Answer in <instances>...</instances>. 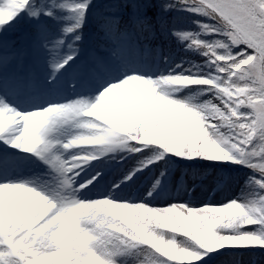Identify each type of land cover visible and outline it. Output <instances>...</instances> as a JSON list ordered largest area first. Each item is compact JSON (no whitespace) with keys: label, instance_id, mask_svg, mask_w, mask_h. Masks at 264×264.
<instances>
[{"label":"snow or ice","instance_id":"1","mask_svg":"<svg viewBox=\"0 0 264 264\" xmlns=\"http://www.w3.org/2000/svg\"><path fill=\"white\" fill-rule=\"evenodd\" d=\"M252 253L264 0H0V264Z\"/></svg>","mask_w":264,"mask_h":264},{"label":"rangeland","instance_id":"2","mask_svg":"<svg viewBox=\"0 0 264 264\" xmlns=\"http://www.w3.org/2000/svg\"><path fill=\"white\" fill-rule=\"evenodd\" d=\"M197 182L199 183L200 181L197 180ZM212 189H216V191L213 192ZM205 191L207 192V197H205ZM225 194L222 187L218 188L214 181L205 179L203 181V191L197 194L196 199L208 198L222 200ZM225 259L228 264H264V256L260 253L244 254L243 256L227 257Z\"/></svg>","mask_w":264,"mask_h":264},{"label":"trees","instance_id":"3","mask_svg":"<svg viewBox=\"0 0 264 264\" xmlns=\"http://www.w3.org/2000/svg\"><path fill=\"white\" fill-rule=\"evenodd\" d=\"M192 58L196 59V57H192Z\"/></svg>","mask_w":264,"mask_h":264}]
</instances>
